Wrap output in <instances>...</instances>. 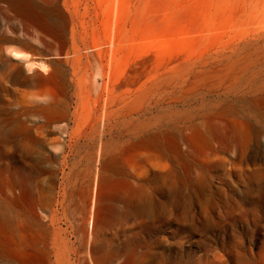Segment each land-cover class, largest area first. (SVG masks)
<instances>
[{
	"label": "rangeland",
	"instance_id": "1",
	"mask_svg": "<svg viewBox=\"0 0 264 264\" xmlns=\"http://www.w3.org/2000/svg\"><path fill=\"white\" fill-rule=\"evenodd\" d=\"M50 3L62 28L31 27L29 37L0 5V180L26 179L44 223L61 207L78 220L102 168L93 238L102 253L133 248L135 264H264V106L251 103L264 94V0ZM38 52L44 72L23 62ZM20 103L30 129L14 119ZM226 137L247 140L240 149ZM117 194L163 204L140 230L131 215L110 226L107 197Z\"/></svg>",
	"mask_w": 264,
	"mask_h": 264
},
{
	"label": "bare ground",
	"instance_id": "2",
	"mask_svg": "<svg viewBox=\"0 0 264 264\" xmlns=\"http://www.w3.org/2000/svg\"><path fill=\"white\" fill-rule=\"evenodd\" d=\"M0 5H4V10L9 14L8 18L10 20H14L15 22L17 21L19 23V25L21 27L20 31L22 32V34L24 36L29 37V30L31 27H35L36 30L38 31V33H40V34H44L45 32H48V31H50V33L54 32V34H55L56 32H59L60 29L62 28V27L61 28L57 27L56 26L57 24L55 25L54 21L51 20L52 16H56L59 14V10H58L57 6H54V5H52V3H50V0H0ZM58 19H56V20H58ZM61 23L62 22H60V24ZM42 38L43 37H41V40H42ZM7 39H9V38H7ZM259 45H260V43H259ZM257 49H259V48H257ZM41 53H39V52L34 53L33 56H30L29 58L27 57V58L23 59V62L25 63V65L30 66V71H40V72L43 71L44 72V70L46 68V62L43 61L42 58H44V57ZM32 57H34V58H32ZM35 63H36V65L34 66ZM253 86L254 85H252L251 87H253ZM254 87H256V89H257V86H254ZM256 89L254 90V93H256ZM37 97H39L38 98V99H40L39 101L43 102V105H45L44 103H46V102L49 103L47 99L43 98L42 93H38ZM39 101H37V102H39ZM10 103H8V104H10ZM32 103H33V105L31 104L30 107L31 106L34 107V102H32ZM251 103L253 106H256V107L260 106V105L264 106V94H262L261 96H258V97H254L251 100ZM56 104H57L56 101H51V103H50V105H56ZM46 106H45V108H46ZM16 107L18 108L17 109L18 111L15 113L16 118H14V119H16V121L21 126H24L23 128L26 127L27 129H30L29 127L32 126V124L31 125L27 124L29 121V119H28L29 113H31V111H32L31 108L29 107V104L28 103H20L19 105L16 104ZM34 108H32V109L34 110ZM42 109H43V107H42ZM36 111L37 110L35 109V112ZM45 112L46 111H44L43 113H45ZM48 113L49 112H47V114ZM49 114H51V113H49ZM43 116H44V114H43ZM43 116H41V117L43 118ZM44 117H47V116L45 115ZM33 118L37 119L38 117H36V118L33 117ZM51 118H52V116H51ZM178 118L182 119L181 117H178ZM53 119H51V120H53ZM8 120H10V119H8ZM170 120L171 119H169V122H170ZM177 121H178V123L179 122L185 123V119L180 120V121L177 120ZM172 122H174V120ZM41 123H43V121ZM167 124H168V122H167ZM38 125H40V124L38 123ZM49 126H50V124H49ZM181 126H183V125H180V127ZM180 127H178V128H180ZM39 128H42V126H39L38 129ZM1 129L4 130V128H1ZM180 132H182V131H180ZM178 134H180V133H178ZM187 138H189V137H187ZM226 138H228V137H226ZM162 139L163 138L160 135H154L152 137V140L155 141L159 145H162V142L164 141V140L162 141ZM176 139H177V137H176ZM173 140H172V142H173ZM246 140H247V138H241V137H239L238 139L228 138L227 144L238 145V147H240V149H241L242 145L244 143H246ZM174 142H176V140ZM176 143H174L175 146H176ZM223 143H224V145H226L225 142H223ZM259 143H261L260 144L261 149L264 150V139L262 141H259ZM146 144H149V143H146ZM184 144H185V141H184ZM170 147H171V145H170ZM178 147L180 148L181 146L178 145ZM228 147H229V145H228ZM234 147L232 149L235 150ZM228 149L229 148H227V150ZM227 150H226V152H231L230 150L229 151H227ZM234 150H232V152H235ZM239 150H238V152H239ZM101 151H102V149H101ZM167 151H169V150H167ZM93 152H92V154H93L92 158L95 159L96 162H100V159L104 156H102L101 152H99V153H96V151H95V153H93ZM161 152L163 153V151H161ZM240 152H241V150H240ZM263 152H261V153H263ZM89 155H90V153H89ZM177 155H179V154H177ZM238 155H240V154H238ZM182 156L184 157V155H182ZM185 156H187V155H185ZM240 156L242 157V152H241ZM246 156L249 157L250 155L249 156L246 155ZM188 157H189V155H188ZM95 160H93V161H95ZM226 160H228V159H226ZM101 161H103V160L101 159ZM231 161H232V159H231ZM171 163H173V162H171ZM243 163L246 164L247 160L244 159ZM235 164H236V162H235ZM228 165H229V163H228ZM262 167L264 168V166H262ZM245 168L250 169L251 167L250 168L245 167ZM101 169L97 168V170L95 172V176H94V178H92L93 180L91 179L92 181L90 183H88V185L86 187L87 189H85L86 191L83 194L81 193L83 201H82L81 212H79V214L81 213V217L78 218L79 223H78V220H76V217L68 216L67 211H65L62 207L60 208V210L62 209V211H57V210L54 211V209H52L53 211H51V213H49V214H48V212H49L48 211L47 217L49 218V221H48L49 223L48 222L44 223L42 221L41 217L39 216L40 214L37 213V211L39 212V210H36V208L34 207L35 199H33V197H32L31 190L29 187L30 184L28 185V183L25 181L26 179L25 180H17V181H1L0 180V183L2 185V196L0 198L1 199L0 204L1 205L3 204L4 208H5L4 209L0 205V264H96L95 262L97 260L99 261V264H135V261H136L135 249L131 248V249L125 250L123 253H118L114 250L113 251L111 250L112 252L104 254V253H102V251L105 248V244H100V243L98 244L97 242L93 241L94 233H95V227H96L95 222H96L97 215H98L99 211L101 210V207H102L101 202L103 200L102 199V193H101V185H102V181L104 180L105 177L101 173V171L105 170V169H102V170ZM168 169H167V171H168ZM241 169L242 168H239V170H241ZM252 170H254L253 171L254 173L253 172L252 173L256 177H258V175H260L262 172V170L259 167H255ZM180 171H182V170H180ZM186 171L187 170H185V173H186ZM191 172L192 171H190V173ZM184 177L186 178V176H184ZM187 178H188V175H187ZM188 182H190V181H188ZM188 184L190 185V183H188ZM70 197H72V196H70ZM175 197H177V196H175ZM107 198H106L107 199L106 205H108L107 207H108V211L110 213V218H107V219H109L107 222L108 225L116 226V225H119L120 223L127 222L128 217L131 215V216H133L135 222L139 221V222H137V225H136L137 230H140L143 227L142 222H144V219H152L153 220L157 216V214H156V213H158L157 209L155 208V210H154L152 208L153 207L152 205L154 204V202H158V206H161L163 204L162 201H160L158 199H154L153 197H150V196H143V195H138V194H133L130 196H126L125 194L124 195L117 194V195L109 196ZM190 198H192V197H190ZM62 200L60 201L61 204H62ZM64 200H65V198H64ZM66 201H68V200H66ZM190 203H191V201H190ZM102 205H103V203H102ZM49 210H50V208H49ZM74 211L76 212V210H74ZM208 213H209V211H208ZM45 215L42 217H45ZM194 215H195V213H194ZM125 224H127V223H125ZM76 226L78 227L77 230L80 229V235H81L79 238V246L80 247H78V249H76V239L79 235V232L76 231ZM86 232H87L88 240L84 239V237H86V234H85ZM254 258H255V256H254ZM139 262H141V260ZM152 264H155V263H152ZM157 264H159V263H157ZM247 264H251V263H247Z\"/></svg>",
	"mask_w": 264,
	"mask_h": 264
}]
</instances>
